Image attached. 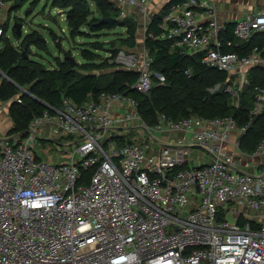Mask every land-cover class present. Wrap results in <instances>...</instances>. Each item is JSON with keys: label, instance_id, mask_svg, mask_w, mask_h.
Instances as JSON below:
<instances>
[{"label": "built area", "instance_id": "2783aa9c", "mask_svg": "<svg viewBox=\"0 0 264 264\" xmlns=\"http://www.w3.org/2000/svg\"><path fill=\"white\" fill-rule=\"evenodd\" d=\"M110 1L121 19L128 8L146 12L150 3ZM9 6L0 0V37H8ZM197 11L209 20L199 21ZM229 27L208 1L185 0L169 7L150 37L200 53L205 66L226 73L225 92L237 106L252 88L255 118L264 114V86L252 82L253 70L264 67V43L245 55L224 48L264 34V6L236 20L232 36ZM110 63L138 72L130 88L151 92L149 52L119 49ZM5 78L0 68V88ZM13 101L21 96L4 100L0 93V112ZM45 105L24 134L0 136V264H264V166L248 172L239 159L264 158V137L244 151L249 126L233 116L174 120L161 112L150 124L139 100L122 92ZM116 128L135 139L120 142ZM169 132L191 137L161 143L159 135ZM39 141L57 143L67 161L44 159Z\"/></svg>", "mask_w": 264, "mask_h": 264}, {"label": "trees", "instance_id": "16d2710c", "mask_svg": "<svg viewBox=\"0 0 264 264\" xmlns=\"http://www.w3.org/2000/svg\"><path fill=\"white\" fill-rule=\"evenodd\" d=\"M9 2L12 0H6ZM22 1V2H21ZM97 4L102 19L114 18V24H97L99 20L88 21L90 9L87 0H52L51 7L63 9L67 15L70 27V36L75 38L82 33L81 27L90 25L94 31L108 27H126L128 37L123 42L131 47L136 45L137 21L132 18H120V10L110 0H92ZM181 0H173L166 7ZM23 0H14L13 5L22 6ZM35 1H33L34 7ZM13 6H9L8 19L5 28L8 29ZM30 12H28V15ZM45 15V14H44ZM162 16H156L148 27L146 47L149 55L153 58V70L162 74L165 78L161 82L158 78L153 86L152 99L146 94L140 93L130 85L138 79V72L134 70H115L111 73L97 74L95 70H103L114 64L110 58L116 56V46L109 48L111 57L102 58L96 51L102 50L100 42L82 50L84 63H79L71 56L65 55L64 59L56 58V65L47 69L44 64L30 56L26 57L24 48L31 49L36 46L46 49V40L36 30L19 33L13 27V35L20 41L15 46L12 40L6 36L0 37V68L10 78L2 82L0 93L4 100H9L17 95L21 96L22 102L13 101L10 106V115L13 127L8 135L23 133L27 130L31 119L42 114L48 107H60L65 98H70L77 104H83L91 95L101 92H122L137 98L140 102L142 117L150 124L157 122V113H165L174 120H180L191 115L205 117L233 116L240 125L249 126L247 136L242 140L241 148L244 151L253 152L259 141L264 137V114L252 118V88L245 91L240 106L232 101L231 96L224 92H210L209 89L227 79L226 73L205 66L201 62V55H189L187 49L173 48L168 39L154 40L150 37L152 32L157 33L158 22ZM17 23V22H16ZM40 25V24H39ZM232 36L233 28L229 27ZM256 37L245 46H226L225 51H238L241 55L247 54L257 44ZM259 43V42H258ZM30 55V54H29ZM190 70V75L186 73ZM253 85L264 86V69L256 68L252 75ZM129 85V86H128ZM19 87L25 88L28 93L22 92ZM43 101V102H42ZM120 142L131 141L126 136L117 137Z\"/></svg>", "mask_w": 264, "mask_h": 264}, {"label": "rangeland", "instance_id": "374dc122", "mask_svg": "<svg viewBox=\"0 0 264 264\" xmlns=\"http://www.w3.org/2000/svg\"><path fill=\"white\" fill-rule=\"evenodd\" d=\"M35 1V9H31ZM216 5L218 10L224 12L240 11L243 9L247 0H210ZM22 2V1H21ZM90 9V15L88 21L93 19L99 20L97 24H100L102 20V13L100 12L97 4L92 0H87ZM52 0H23V5H13L14 0L10 1V6H13L10 24L7 30V36L12 41L16 38L13 35V26L16 22L23 21L24 28L32 32L36 30L46 40V49H40L36 46H31L29 50H26V55L31 59L41 62L47 69H51L56 65V58L64 59L65 55L73 57V59L79 63H84L82 50L90 48L92 44L100 42L102 50L96 51L102 56L107 58L111 56L109 48L119 45V49H123L126 52L134 51V48L129 44L123 42L124 37H128L126 27H108L94 31L90 25H84L81 27L82 33L72 38L70 36V27L68 25L67 15L63 9H56L51 7ZM20 4V3H19ZM26 10L30 14H25ZM45 14V15H44ZM133 18V17H131ZM40 24V25H39ZM26 47L24 48V50ZM138 53V52H137ZM30 54V55H29ZM115 57V56H113ZM115 70H119L116 65L109 66L103 70H95L97 74L111 73ZM158 78L161 82L165 81L162 74L154 72L153 79ZM156 80L154 79V85ZM2 126H0V136H3L1 132ZM117 130V129H116ZM116 130L113 132L116 133ZM45 138V137H43ZM48 139V138H46ZM131 141L135 139L134 135H130L128 138ZM167 141V140H166ZM40 142V141H39ZM63 143V142H58ZM165 143V142H164ZM74 148L70 147L69 152H72ZM37 151L44 156V159H53L54 163H62L67 161L68 156L62 155V148L55 143L52 148H47L42 145V142L38 143Z\"/></svg>", "mask_w": 264, "mask_h": 264}, {"label": "crops", "instance_id": "0c3cea01", "mask_svg": "<svg viewBox=\"0 0 264 264\" xmlns=\"http://www.w3.org/2000/svg\"><path fill=\"white\" fill-rule=\"evenodd\" d=\"M173 0H150V3L148 5L147 11L146 12H141L138 8H128L127 9V17L136 20L137 21V34H136V45L134 48L135 52H138L140 55H144L145 53L148 52L147 47H146V39H147V34H148V28L150 23L153 21V19L156 16H163L164 13L168 11L165 10V7L172 2ZM185 1V0H181ZM208 1L213 8L216 11V18L220 22H225L228 23L230 26L233 28V24L236 20L240 19L243 17L245 14L249 12H253L256 10L261 9L264 6V0H247L244 8L240 11H232L230 12H224L223 10H218L216 5L213 4L210 0ZM170 7V6H169ZM126 17V18H127ZM210 18L209 15L199 13L197 11V19L202 22L208 21ZM256 39L259 40L257 44L262 45L264 43V34H258L255 35ZM188 51V50H187ZM189 55H198L200 53L197 52H190L188 51ZM119 70H127L125 68H122L120 66H117ZM261 69H264L261 68ZM253 93V92H252ZM253 97V95H252ZM13 120L10 115V105L5 104L4 107L2 108L0 112V126H2L1 132L4 134L8 133L9 129L13 127ZM117 129V130H116ZM116 134L119 136H126L128 139L130 135H134L135 133L132 132H127V130L122 129V128H116ZM187 137L188 139L191 137L190 134H184L180 132H169L167 134H160L159 135V140L163 144L167 143H174L177 138L179 137ZM118 139V138H117ZM167 140V141H166ZM165 142V143H164ZM232 150L238 154V150H235L232 148ZM239 159L241 161V164L243 165V168L248 171V172H259L260 170L263 169L264 166V158L263 157H248V156H242L239 154Z\"/></svg>", "mask_w": 264, "mask_h": 264}, {"label": "water", "instance_id": "95a60500", "mask_svg": "<svg viewBox=\"0 0 264 264\" xmlns=\"http://www.w3.org/2000/svg\"><path fill=\"white\" fill-rule=\"evenodd\" d=\"M19 3H20V0H19ZM25 14H28V10H26ZM114 21H115L114 18L102 19V20L100 21V24L106 23V24L113 25V24H114ZM14 26L16 27L17 31H18L19 33H21V30H22V23L17 22V23L14 24ZM115 49H116V50H119V45H117ZM23 53L26 54V49L24 50ZM26 57H28V56L26 55ZM72 59H73V57H72ZM73 60H74V59H73ZM225 89H226V84L223 83V84L221 85V87H220L218 93H219V94H223V93L225 92ZM147 97H148L149 99H152V92H149V93L147 94ZM42 102H43V101H42Z\"/></svg>", "mask_w": 264, "mask_h": 264}]
</instances>
